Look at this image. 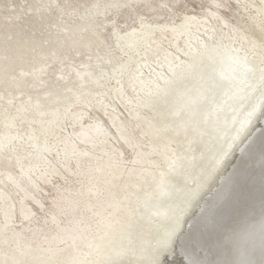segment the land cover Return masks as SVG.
I'll return each instance as SVG.
<instances>
[{
	"label": "bare ground",
	"instance_id": "1",
	"mask_svg": "<svg viewBox=\"0 0 264 264\" xmlns=\"http://www.w3.org/2000/svg\"><path fill=\"white\" fill-rule=\"evenodd\" d=\"M40 1L44 8H40ZM142 1L139 6L147 7L146 0ZM231 1L208 2L211 8L231 9L234 18L241 10L238 15L244 22L230 40L224 41L227 24L215 10H205L213 12L211 17L183 15L173 26L166 21L177 18L175 7L182 6L181 0L162 2L166 6L163 13L152 8L148 9L151 20L133 17L132 22L139 21L138 27L126 33L107 27L104 31L109 38L113 32L116 39L105 61L82 63L79 68L83 69L75 68L77 86L56 91L55 82L69 80L71 72L44 77L51 72L48 65L72 51L80 55L84 50H97L103 42L97 31L98 14L112 12L111 7L120 11L117 8L127 2L112 0L103 8L94 3L82 10L69 9L73 0H24L32 11L28 20L0 27V168H5L0 169V192L10 191L4 193L6 197L2 195L4 216L9 219L13 214L8 199L16 191L24 193L20 210L25 212V200L32 197L40 181L47 182L45 174L61 173L71 163L78 172L85 161L100 164L97 154L113 145L107 132L112 129L119 140L128 143L132 154L139 145L148 152L152 147L145 143L148 138L159 149V157L151 164L149 176L154 180L139 192L144 195V206L136 212L131 209L135 214L129 221L117 223L116 233H111L113 227L106 231L112 236L88 264H138L137 260L146 264L149 249V254L156 256L153 264H194L195 258L201 264H239L245 262L236 254L239 249L248 251L251 264H264L258 250L264 251L263 243L251 244L250 232L254 225L253 230L263 233L256 229L264 221V0L245 6L244 0H233L238 8ZM8 2L0 0L1 17ZM68 11L76 18L68 17ZM62 17L70 23L64 32L57 33L55 27ZM216 28L222 31L217 37ZM164 38L176 49L162 45ZM203 51H207L205 58ZM157 52L161 58L156 62L153 57ZM44 86L45 94L37 96ZM191 88L195 89L193 96L189 95ZM90 112V124L82 126ZM128 118L134 119L130 127L140 128L137 139L126 130ZM68 128L76 130V136L69 135ZM213 139L221 145H215V157L211 152L207 155ZM244 141L248 143L241 147ZM236 151L241 154L234 156L220 176L219 169ZM203 172L214 173L211 185L217 184L213 189L208 184L209 175L201 184ZM119 179L120 174L113 172L96 178L91 192L111 191ZM133 186L138 188L139 184ZM198 190L187 210L179 212L177 207L187 193L194 195ZM135 199L126 195L123 201L131 208ZM15 210L19 211L18 207ZM258 211L259 219L253 221ZM0 244L4 246L0 248V264L24 263V258L26 264L44 263V258L31 262L40 254L37 250L10 260L6 242L1 240ZM68 244L58 242L47 256L54 254L59 262L68 264ZM17 246L25 252V245Z\"/></svg>",
	"mask_w": 264,
	"mask_h": 264
},
{
	"label": "rangeland",
	"instance_id": "2",
	"mask_svg": "<svg viewBox=\"0 0 264 264\" xmlns=\"http://www.w3.org/2000/svg\"><path fill=\"white\" fill-rule=\"evenodd\" d=\"M111 1L112 0H73L69 9L75 8L85 10L94 3L103 8L109 5ZM120 2H127V4H121L120 7L117 8L120 9V11H115L116 9L111 7V9H114L112 12L107 11L105 14H98L100 17H98L97 31L100 34L99 39L103 42L98 46L97 50L93 48L84 50L80 55L72 51L68 55H62L55 63L48 65V71L51 70V72H48L44 77L51 75L53 78H57L55 74H67V72H71V74H67L71 76L69 80L60 79L59 82H55L54 90L62 91L66 87L71 86V84H73L74 87L77 86V82L74 79L75 68L83 69L79 68L82 63L92 62L94 59L103 60L107 55L108 49L111 46L114 47L116 38L114 39L113 32L110 33L109 38L108 33L104 31L107 27L112 28L114 26L119 30L118 32L120 34L123 32L126 33L128 30H131V28L138 27L137 24H139V21L136 20L132 22L133 17L145 21L151 20V12L148 9L156 8L157 12L160 11L163 13L162 8L166 6H163L162 2L172 4L175 3L176 0H146L147 4H145L147 7L145 8L139 6L140 3H143L142 0H120ZM208 2H211V0H181L182 6L175 7L177 18L173 20V22L168 19L166 23L169 22L175 26L183 15L191 16V14H193L192 17L196 18H200L204 15L211 17L210 14L213 12H205V10L209 8V10H215V12L225 20L227 24V34H224V41L230 40L235 30H239L242 27L243 19L238 15L241 10L238 9V13L235 14L234 18L231 17V9L223 10L214 8L215 6L211 8ZM242 3L244 6L250 5L253 3V0H244ZM231 5L237 8L239 7L233 0L231 1ZM3 7L5 10L3 16H0V27L3 23L18 24V22H23L25 19L28 20L32 14V11H29V4L24 2V0H10V2L3 5ZM44 7L45 3L40 1V8ZM55 10L57 11L58 9L54 8L53 11ZM72 13L73 11H68L69 15L67 16L73 19L76 18L75 16L73 17ZM170 13L172 12L170 11ZM74 14L76 15V13ZM237 17H241V19L237 21ZM63 18L65 17L59 19L58 26L55 27L57 33L63 31L64 27L69 26L70 21ZM109 22H111V24H109ZM121 24H125V26H121ZM214 25L217 24L214 23ZM231 30L234 31L231 32ZM221 34L222 31L216 28L215 36L217 37ZM221 37L223 38V36ZM163 41L164 43L162 42V45L167 46L168 49H176L175 47H170V42L167 41V38H164ZM208 46L211 47L212 43L209 42ZM113 50H116V48ZM173 50H171L172 53L174 52ZM157 53L153 57V60L156 62L161 58V53ZM206 54L207 51H203L201 53L202 58H205ZM155 58H157V60H155ZM69 60H71V62H69ZM103 61H100L101 65ZM57 64H59V66H57ZM69 64H71V66H69ZM61 66H65V68H61ZM183 73L184 70L181 74ZM57 86H59V88H57ZM46 88L47 87L44 86L40 89L37 96H39L41 92L45 94ZM127 91L128 93L130 92L128 89ZM29 94H31L33 98L37 97L33 96L32 93H28V95ZM194 94L195 89L191 88L189 95L193 96ZM129 95H133V93L130 92ZM91 114L90 112L85 117L82 126H88L90 124L92 120L90 117ZM131 121H134V119H127V124L125 123L126 130L131 137L137 139L140 128L139 126L130 127ZM74 131L76 130H69L68 128L69 135L76 136ZM107 132L113 145L106 146L104 151L100 154L96 153L100 164L93 166L91 162L85 161V163L81 165L80 172H78L75 163H71L70 168L61 173H57L56 171L55 173L51 172L45 174L44 176H46L47 182L40 181L39 184L33 188L32 197H28L27 201L25 200V212L23 214L20 210V203L23 201L24 193L16 191L10 195L8 202L13 206L11 212L15 214V216L12 214V216L7 219L2 212V208L5 206L2 204V195L6 197L4 193L10 191L6 189L0 192V242L1 240L6 242V247L9 249L8 255H10V260L17 259L18 255L22 252L30 254L34 250H37L40 254L34 257V259H30L31 262L37 263L38 259L42 260L44 258V260H42L44 261L43 264H63V262H59V259H57L54 254L48 256L47 254H49L52 249L57 248L56 245L58 242L65 241L69 243V248L66 250V254L69 255L68 264L77 261L79 264H88L99 256L97 252L105 246V242L112 236L106 231L113 227L111 233H116L118 231L117 223L121 224L129 221L135 212L144 206V195H140L139 192L146 190L147 184L152 183L154 180L150 179L149 174H151V170H153L151 164L158 161L159 149L154 146L151 140L146 138V145L152 146L148 149V152H145V147L139 145L132 154L128 143H126L124 139L119 140L117 134H115L112 129H109V131L107 130ZM134 155L135 158L133 159ZM0 169L1 171H5L4 167ZM112 172L120 174V179L116 182L113 189L111 191L99 190V192L93 194L91 188L93 184H95L96 178H103ZM99 182L98 180V183ZM134 183L139 184L138 188L133 186ZM45 192H47V194H45ZM126 195H129L130 199L136 198L131 201L133 204L131 208L126 204V201H123ZM37 198H39V200H37ZM71 205H74V207H71ZM15 207H18L19 211H16ZM134 208L135 212L131 210ZM23 216H25V218H23ZM13 218H15V220H13ZM15 222H17V224H15ZM19 222H21V224H19ZM107 225H110V227ZM112 225H115V227ZM16 238H20V242H14ZM167 238V244H169L170 237L168 236ZM17 243H19L20 246H26L24 249L25 252L18 248ZM167 244H165V246H167ZM2 247L4 246L0 244V248ZM95 247L97 248L94 249ZM105 251L104 248L103 252ZM149 252L150 249L146 254L148 260L145 262L146 264H153L156 260V256L149 254ZM140 259H143V257ZM23 261L24 263L20 264H26V258H24ZM137 261L138 264H140L139 260ZM39 262L37 264H39ZM115 263L118 262L115 261ZM127 264L133 263L128 262Z\"/></svg>",
	"mask_w": 264,
	"mask_h": 264
},
{
	"label": "water",
	"instance_id": "3",
	"mask_svg": "<svg viewBox=\"0 0 264 264\" xmlns=\"http://www.w3.org/2000/svg\"><path fill=\"white\" fill-rule=\"evenodd\" d=\"M194 111H196V109L194 110ZM200 112L198 111V114L196 115V118H197V120H198V122H199V119H200ZM251 134H253L252 132H250V134H249V137L251 136ZM248 138V137H247ZM245 140H247V139H245ZM245 142V141H244ZM248 142H245V143H242L240 146L241 147H243V146H245V144H247ZM210 144L212 145V148H209L208 149V153H207V155L211 152V155H212V157L214 156L215 157V155H214V153H215V140L213 139L212 140V142H211V140H210ZM216 146H221L220 145V143H218ZM237 152V153H236ZM236 152H234L232 155H231V157H229V159L227 160V161H225L223 164V166L219 169V171H221V174H220V176H222L224 173H225V171H226V169L228 168V166H229V164H230V162L233 160V158H234V156H236V154H238V156H239V154H241V152H238V151H236ZM210 160H213V159H211V158H209ZM214 162V161H213ZM213 171V170H212ZM218 171V172H219ZM217 172V173H218ZM208 172H203V174L200 176V177H202V178H200V182H201V184L202 185H204L205 183H206V181L209 179V182H208V184L210 185V187L212 186L211 184L214 182V173H212V174H210L211 172H209L208 174H207ZM217 173H215V174H217ZM207 175H209L208 176V179L207 180H205L206 179V176ZM213 175V176H212ZM205 177V179H203ZM203 180H205V181H203ZM203 181V182H202ZM207 184V185H208ZM217 183H214V185L213 186H215ZM212 186V189L214 188ZM209 189H211V188H209ZM211 189V190H212ZM196 190H194V192H195ZM200 190H198L194 195H190V194H188L187 193V198L177 207L178 209H179V212H182V211H184L187 207H188V204L190 205V203H192L194 200H195V198H196V195L198 194V192H199ZM208 192H209V190H207L204 194H203V196L202 197H204V196H206L207 194H208ZM198 196V195H197ZM201 202L202 201H200L198 204V206L197 207H195L194 209H193V211L190 213V217L196 212V210H198V208H199V206H200V204H201ZM203 207V206H202ZM253 209H255V208H253ZM252 209V210H253ZM187 210V209H186ZM251 210V209H250ZM259 213V211L256 213V214H254L253 216V221H255V220H258L259 219V215H257ZM263 213H264V207H263ZM182 215V214H181ZM189 217V218H190ZM188 218V219H189ZM188 219H187V221L186 222H184L183 224H184V226L186 227V225H187V222H188ZM261 223V222H260ZM188 227L189 226H187V229H188ZM258 228L256 229V230H258V229H260V231L262 230V232L263 233H260L259 231L258 232H256L255 230H253L254 228H255V226L253 225V226H251V230H250V232H251V234H252V239H251V244L252 243H255V242H261V243H263L262 244V246H264V221H263V223H261L259 226H257ZM183 229H184V227H183ZM173 231V230H172ZM172 231H171V233L170 234H172ZM183 231V230H182ZM182 231H181V233H182ZM180 233V234H181ZM180 236V235H179ZM253 236H255L256 238L254 239L253 238ZM176 240H178V239H176ZM176 242V241H175ZM243 249H246L245 247H242ZM256 249H258V248H256ZM258 250H260V251H262V253H260V255H259V257H262V256H264V251L263 250H261V249H258ZM254 253H256V251L254 252ZM236 254L238 255V256H240V257H242V259L245 261V262H242V263H239V264H251V261H250V256H247L248 255V251L246 252V251H244V250H242V249H239V250H237L236 251ZM182 258H183V256H182ZM201 261H200V259L199 258H195L194 259V264H201L200 263ZM202 262H203V260H202ZM203 264H206V263H204L203 262Z\"/></svg>",
	"mask_w": 264,
	"mask_h": 264
}]
</instances>
